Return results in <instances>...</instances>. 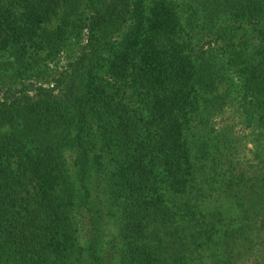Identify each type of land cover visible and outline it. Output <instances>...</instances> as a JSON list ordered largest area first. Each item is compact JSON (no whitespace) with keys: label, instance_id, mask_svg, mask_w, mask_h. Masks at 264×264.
Returning a JSON list of instances; mask_svg holds the SVG:
<instances>
[{"label":"trees","instance_id":"1","mask_svg":"<svg viewBox=\"0 0 264 264\" xmlns=\"http://www.w3.org/2000/svg\"><path fill=\"white\" fill-rule=\"evenodd\" d=\"M196 1L205 18L225 32L252 25L258 43L230 53L264 127V0ZM98 5L0 0V53L11 50L26 68L34 52L58 53L72 28H87L93 44L98 32L122 28L118 39H104V52L93 51L95 59L78 75L77 86L70 85L67 101L39 87L21 104L0 103V264H84L74 215L80 206L90 210L95 230L91 255L104 263L98 255L102 205L98 191L92 196L93 169L105 172L102 180L118 213L114 264L187 263L191 221L202 199L188 197L195 186L185 132L208 101L205 94L210 102L219 100L221 63L193 48L176 0ZM86 8L92 9L89 15ZM191 13L198 14L193 8ZM87 56L85 51L79 59L82 66ZM66 149L76 152L74 175ZM244 174L226 175V191L238 198L246 189L259 191L264 209V167L252 177ZM91 198H98L96 207L87 205Z\"/></svg>","mask_w":264,"mask_h":264},{"label":"rangeland","instance_id":"2","mask_svg":"<svg viewBox=\"0 0 264 264\" xmlns=\"http://www.w3.org/2000/svg\"><path fill=\"white\" fill-rule=\"evenodd\" d=\"M96 1L97 6L102 2ZM176 1L180 4L185 27L191 33L193 48L215 55L225 75L216 93L219 100L210 102L212 96L205 94L204 98L208 101H202L185 132L194 166L192 184L195 186L188 197L192 202L197 200V196L202 199L201 209L191 221L193 239L188 240L186 264H264V209L259 208L260 192L246 189L238 198L229 195L225 188L229 173L238 175L244 171L245 176L252 177L264 167V127L252 106L254 100L244 95L241 77L236 72L230 53L233 47L244 45L251 50L258 43L257 36L250 24L225 32L205 18L206 14L196 8V0ZM192 8L198 13L195 17L191 13ZM84 11L85 15H89L92 9ZM70 31L66 44L58 53L49 56L46 49L27 57L28 68L16 59L11 50L0 53V103L7 106L21 104L33 99L39 87L50 88L55 97L67 101L70 85L74 83L77 86L86 66L95 59L93 51L104 52V39H118L122 28L118 26L109 32H98L99 39L95 44L90 41L87 28H72ZM85 51L88 56L82 66L79 59ZM64 155L74 175L76 152L66 149ZM230 167L234 170H229ZM92 174L96 177L90 184L92 196L98 191L102 205V221L98 224L102 244L98 255L103 257V264H114L120 242L116 220L118 213L108 198L102 180L105 172L98 173L93 169ZM91 200L87 205L96 207L98 198ZM90 214L85 206L74 210L84 264H98L90 250L95 233Z\"/></svg>","mask_w":264,"mask_h":264}]
</instances>
